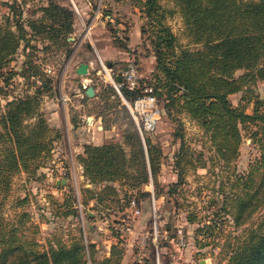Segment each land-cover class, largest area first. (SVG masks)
<instances>
[{
  "label": "rangeland",
  "instance_id": "374dc122",
  "mask_svg": "<svg viewBox=\"0 0 264 264\" xmlns=\"http://www.w3.org/2000/svg\"><path fill=\"white\" fill-rule=\"evenodd\" d=\"M55 1L70 6L75 13L74 29L67 37L70 51L57 44L43 49L40 40L31 38L30 43L38 49L21 41L17 51L0 69V112L13 97L33 93L41 84L35 77L20 74L27 59H33L39 70L49 76L48 86L43 87L39 95V110L51 127L50 134H59L35 173L20 171L12 175L2 206L3 215L12 218L20 210H27L30 217L24 226L25 238L35 240V247L40 250H48L58 241L68 243L74 236L81 235L87 245H92L88 247L89 264H99L98 261L109 255H112V262L113 259L116 262L114 264H156L157 257L160 264H168L172 262L171 253H178L170 238L179 226L185 230L188 244L177 264H226L236 239L256 223L264 211V206L257 208L246 223L236 226L229 214L221 210L223 195L231 189L235 172L243 173L248 162L258 154L247 128L242 130L238 156L224 161L208 134L184 108L168 105V112L164 108L165 101L158 98L157 125L151 133L141 135L113 86L115 75L130 61L135 63L142 80H151L156 70L150 44L152 33L139 1ZM159 3L165 10L164 22L176 35L177 44L196 48L198 44L190 42L174 1L159 0ZM11 5L20 11L18 16L27 26L29 19L43 14L48 0H0V23L5 22V15L12 19ZM135 25L137 31L133 30ZM142 26H145L144 33ZM83 61L89 62L88 71L79 74L75 68ZM243 71L237 69L234 75ZM41 72L38 76L43 81L46 76ZM87 85L97 90L96 95L85 93ZM109 88L119 100L109 96ZM229 97L233 104L244 105L247 112H252L257 103L264 110V79L250 80L242 90ZM112 103L117 105L111 107ZM134 130L141 137L150 136L160 148L155 179L150 174L139 189L119 181L90 182L78 158L82 152L67 154L68 142L58 139L62 133L70 131L77 137L91 138L85 143L120 141L129 153L131 145L125 143V138ZM96 131L99 138L94 139ZM203 161H206L205 166ZM179 172L180 184L168 191ZM104 184L115 189L106 188ZM23 197L26 200L19 205L17 200ZM131 198L136 199L140 208L137 215L132 214ZM153 199L158 215L155 225ZM190 216L193 220L188 219ZM211 218L218 221L216 227L210 226ZM122 220L131 223L129 232L118 230V222ZM201 227L203 230L199 231Z\"/></svg>",
  "mask_w": 264,
  "mask_h": 264
},
{
  "label": "trees",
  "instance_id": "16d2710c",
  "mask_svg": "<svg viewBox=\"0 0 264 264\" xmlns=\"http://www.w3.org/2000/svg\"><path fill=\"white\" fill-rule=\"evenodd\" d=\"M137 1L151 29L149 39L156 70L151 80L140 78L137 88L121 87L120 98L133 99L143 93L144 86L150 87L157 99L165 101L164 108L168 112V105L184 108L227 162L238 156L242 130L247 128L258 154L248 162L243 173L235 172V181L223 195L221 206L233 224L242 225L257 208L264 206V110L257 103L252 112H247L240 102L233 104L229 96L256 77L264 79V0H173L190 42L198 44L196 48L177 44L176 35L164 22L165 10L159 0ZM11 7L12 19L5 15V22L0 23V69L17 51L21 41L37 50V46L30 43L31 38L40 40L43 49L57 44L70 51L67 37L74 29L75 19L70 6L48 0L43 14L29 19L27 26L18 16L20 11ZM141 30L144 33L145 26ZM24 65L20 74L35 77L41 84L33 93L13 97L0 112V264H89L88 247L92 245H87L81 235L74 236L68 243L58 241L48 250H40L35 247V240L25 238L24 226L30 217L27 210H20L12 218L2 213L12 175L20 171L35 173L41 159L50 153L54 137L59 135L50 134L51 127L39 110V95L50 78L39 70L33 59H27ZM237 69L244 71L235 76ZM39 72L46 76L43 81ZM109 90V96L119 98L112 88ZM125 143L131 145L129 153L120 141L83 145L78 158L90 182L119 181L139 189L150 174L155 179L160 163L158 145L150 136L141 137L136 130L126 135ZM202 165L205 166L206 161ZM180 182L179 172L168 191L176 189ZM25 200L23 197L17 202L21 205ZM188 219L193 220V216ZM211 220L210 226L216 227L218 221ZM113 251L112 246L111 253ZM98 262L116 263L114 259L112 262V255ZM226 264H264V211L257 222L236 239Z\"/></svg>",
  "mask_w": 264,
  "mask_h": 264
},
{
  "label": "built area",
  "instance_id": "2783aa9c",
  "mask_svg": "<svg viewBox=\"0 0 264 264\" xmlns=\"http://www.w3.org/2000/svg\"><path fill=\"white\" fill-rule=\"evenodd\" d=\"M109 72V71H108ZM121 80L117 81L114 77L113 86L121 94V87H127L129 89H134L140 86V74L135 63L130 61L126 64V67L122 72H120ZM111 77V76H110ZM111 79V78H110ZM143 93L136 96L133 99H126L121 96L124 104L127 106L132 119L134 120L140 134L142 135L145 132H149L155 129L158 117H159V108L157 104V98L154 94L150 92L151 88L144 86ZM152 220L154 225L156 224V219L158 217L156 210V203L154 199L152 201ZM129 205L133 215L140 213V208L135 198L129 200ZM118 230L121 233L129 232L131 230V223L127 220H122L118 222ZM170 242L175 244L177 254H172V262L168 264H177L179 258L181 257L182 251L186 248L188 244V238L183 227L179 226L174 235L171 236ZM180 252V253H179ZM156 264L159 263L158 257L156 258Z\"/></svg>",
  "mask_w": 264,
  "mask_h": 264
},
{
  "label": "crops",
  "instance_id": "0c3cea01",
  "mask_svg": "<svg viewBox=\"0 0 264 264\" xmlns=\"http://www.w3.org/2000/svg\"><path fill=\"white\" fill-rule=\"evenodd\" d=\"M133 30L137 31L136 25H135ZM100 51H101V54L103 55V51L101 49H100ZM87 63H88V66H89V62H87ZM96 93H97V90L94 88V95H96ZM65 123H66L67 127H69L70 122H69L67 117L65 118ZM97 127H99V125ZM97 133H98V131H96V134L94 133L95 134V135H93L94 139L99 138V134H97ZM58 139H59V141L65 140L66 142H68L69 149L67 151V154H73V153L77 154V153L83 152L84 143L88 142L91 138H89L88 136H85V138H84V136H78L77 137V136H75L73 134V132L68 131L66 134L62 133ZM79 139L80 140L82 139V140L80 141ZM94 143H99V142L98 141H94ZM76 162H77V164H79L78 161H76ZM174 177L175 176L173 175L172 176V180H174Z\"/></svg>",
  "mask_w": 264,
  "mask_h": 264
},
{
  "label": "water",
  "instance_id": "95a60500",
  "mask_svg": "<svg viewBox=\"0 0 264 264\" xmlns=\"http://www.w3.org/2000/svg\"><path fill=\"white\" fill-rule=\"evenodd\" d=\"M75 71L79 74H85L87 73L88 71V63L83 61V62H80L76 68H75ZM115 78L117 81H120L121 80V75L120 74H116L115 75ZM85 93L89 96H93L94 95V88L93 86L91 85H87L85 86Z\"/></svg>",
  "mask_w": 264,
  "mask_h": 264
},
{
  "label": "bare ground",
  "instance_id": "6f19581e",
  "mask_svg": "<svg viewBox=\"0 0 264 264\" xmlns=\"http://www.w3.org/2000/svg\"><path fill=\"white\" fill-rule=\"evenodd\" d=\"M107 74H108L109 78H111L110 75H109V73H107Z\"/></svg>",
  "mask_w": 264,
  "mask_h": 264
}]
</instances>
